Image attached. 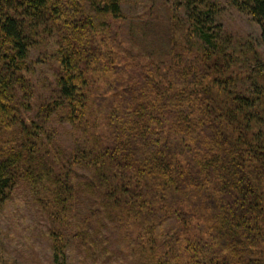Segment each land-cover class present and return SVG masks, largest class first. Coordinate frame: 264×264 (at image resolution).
I'll return each mask as SVG.
<instances>
[{
  "label": "trees",
  "instance_id": "obj_1",
  "mask_svg": "<svg viewBox=\"0 0 264 264\" xmlns=\"http://www.w3.org/2000/svg\"><path fill=\"white\" fill-rule=\"evenodd\" d=\"M127 1L0 0V208L29 183L63 227L51 233L56 264L71 238L104 249L109 228L141 264H264V49L234 43L215 1L173 0L185 20L138 23L150 62L116 71L101 91L97 72L119 66L105 47ZM229 3L256 22L264 47V0ZM47 31L59 72L44 110L82 131L67 162L41 147L17 96Z\"/></svg>",
  "mask_w": 264,
  "mask_h": 264
},
{
  "label": "rangeland",
  "instance_id": "obj_2",
  "mask_svg": "<svg viewBox=\"0 0 264 264\" xmlns=\"http://www.w3.org/2000/svg\"><path fill=\"white\" fill-rule=\"evenodd\" d=\"M213 1L220 5V21L228 35L232 36L234 43L253 42L259 45L261 50L264 49L260 42L259 26L250 16L231 6L229 0ZM165 2L166 0L127 1L124 8L125 19L119 20L116 26L117 40L115 43H106L105 47H110L112 51L110 57L114 63L113 67L116 64L119 66L112 70L104 67L97 72L101 91L105 89V81L108 78L116 77V71L131 73L130 69L138 64L150 62L145 55L146 51L139 46L142 43L139 42L138 23L160 17L167 21L168 25L173 18V12L179 19L185 20L183 10L174 7L175 1L168 0L170 7L167 2L168 5H165ZM173 23L178 26L176 21ZM183 26L179 25L176 29L180 40ZM36 39V46L31 48L29 68L23 74L24 81L22 79V84L17 86V96L26 104L21 108L22 112L33 127L34 136L41 147L53 155L64 156L67 162L71 160L72 154L78 151L77 147L82 142V131L66 120L59 110L50 109L45 112L44 107L58 96V37L47 31ZM5 135L9 145L17 146L23 141L21 132L14 128H6ZM88 173L86 169L79 167L76 177L87 176ZM71 176L74 177L73 172ZM37 199L38 196L33 192L31 185L21 180L11 189L9 198L2 204L0 264H56L51 233L63 227ZM68 233L71 231L66 230L67 236ZM106 237L103 240L104 249L89 245L87 240L71 238V246L67 247L66 264H141L139 254L120 241L117 229L109 228Z\"/></svg>",
  "mask_w": 264,
  "mask_h": 264
}]
</instances>
